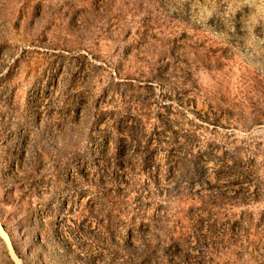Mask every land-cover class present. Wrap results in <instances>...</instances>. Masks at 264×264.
Masks as SVG:
<instances>
[{
	"label": "rangeland",
	"instance_id": "rangeland-1",
	"mask_svg": "<svg viewBox=\"0 0 264 264\" xmlns=\"http://www.w3.org/2000/svg\"><path fill=\"white\" fill-rule=\"evenodd\" d=\"M0 264H264V0H0Z\"/></svg>",
	"mask_w": 264,
	"mask_h": 264
}]
</instances>
